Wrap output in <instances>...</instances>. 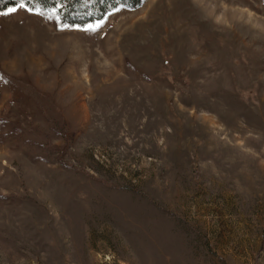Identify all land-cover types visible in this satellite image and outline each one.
I'll return each mask as SVG.
<instances>
[{
	"label": "rangeland",
	"instance_id": "1",
	"mask_svg": "<svg viewBox=\"0 0 264 264\" xmlns=\"http://www.w3.org/2000/svg\"><path fill=\"white\" fill-rule=\"evenodd\" d=\"M40 12L0 15V264H264V0Z\"/></svg>",
	"mask_w": 264,
	"mask_h": 264
},
{
	"label": "trees",
	"instance_id": "2",
	"mask_svg": "<svg viewBox=\"0 0 264 264\" xmlns=\"http://www.w3.org/2000/svg\"><path fill=\"white\" fill-rule=\"evenodd\" d=\"M18 0H0V11L14 6ZM143 0H29L28 6L47 11L55 9L59 21L66 25L83 26L100 20L108 11L122 5L136 8Z\"/></svg>",
	"mask_w": 264,
	"mask_h": 264
},
{
	"label": "snow or ice",
	"instance_id": "3",
	"mask_svg": "<svg viewBox=\"0 0 264 264\" xmlns=\"http://www.w3.org/2000/svg\"><path fill=\"white\" fill-rule=\"evenodd\" d=\"M28 2L29 0H18V2L15 4L14 7L8 8L6 12L0 13V15H8L11 13H15L17 10L19 9H23L26 12L29 13H34L36 15H42L43 13H41L39 11V9L35 8V6L33 7H29L28 6ZM55 11V9H53V12ZM68 25H62V28H67ZM99 27V25H88L84 31H96V29Z\"/></svg>",
	"mask_w": 264,
	"mask_h": 264
}]
</instances>
